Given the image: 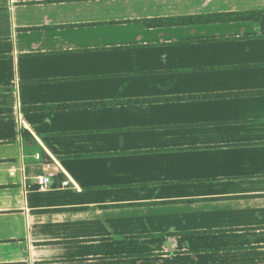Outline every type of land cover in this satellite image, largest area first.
Here are the masks:
<instances>
[{
	"label": "crops",
	"instance_id": "obj_1",
	"mask_svg": "<svg viewBox=\"0 0 264 264\" xmlns=\"http://www.w3.org/2000/svg\"><path fill=\"white\" fill-rule=\"evenodd\" d=\"M0 264H264V0H0Z\"/></svg>",
	"mask_w": 264,
	"mask_h": 264
},
{
	"label": "built area",
	"instance_id": "obj_2",
	"mask_svg": "<svg viewBox=\"0 0 264 264\" xmlns=\"http://www.w3.org/2000/svg\"><path fill=\"white\" fill-rule=\"evenodd\" d=\"M38 156H40L39 153H38ZM54 177H55V172H53V171H47L45 173L38 174L36 176V181H37L38 186L41 189H44V188L50 186V184L53 182ZM69 183H70V180L69 179H64L62 181V184H64V185H67Z\"/></svg>",
	"mask_w": 264,
	"mask_h": 264
}]
</instances>
